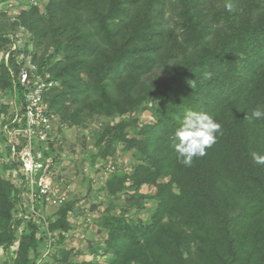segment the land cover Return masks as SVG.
<instances>
[{
  "label": "trees",
  "instance_id": "trees-1",
  "mask_svg": "<svg viewBox=\"0 0 264 264\" xmlns=\"http://www.w3.org/2000/svg\"><path fill=\"white\" fill-rule=\"evenodd\" d=\"M5 4L18 12L0 8V114L9 115L1 100L9 92L23 100L14 78L30 55L37 72L57 82L44 99L60 123L83 130L101 121L90 132L97 151L84 153L82 176L92 189L98 182L94 193L106 198L95 219L105 237L90 248L105 260L73 262L59 249L50 252L54 263L264 264V165L251 156L264 155V118L246 119L264 110V0H0ZM188 111L221 125L190 167L172 147ZM7 141L3 130L0 146ZM118 146L134 159L128 172L114 160ZM97 154L103 163L91 170ZM0 164V249L12 264H36L48 234L63 243L70 215L86 209L71 193L51 208L47 229L22 223L16 166ZM109 164L115 170L105 175ZM146 202L147 219L129 215Z\"/></svg>",
  "mask_w": 264,
  "mask_h": 264
},
{
  "label": "built area",
  "instance_id": "built-area-1",
  "mask_svg": "<svg viewBox=\"0 0 264 264\" xmlns=\"http://www.w3.org/2000/svg\"><path fill=\"white\" fill-rule=\"evenodd\" d=\"M15 49L16 45H13L12 51ZM8 55L9 53L6 54V59ZM14 82L24 89L23 100L19 99L16 90L1 99L9 105L7 117H12V121L6 123L7 117L0 114V132L4 130L8 139L6 145L0 146V152L9 148L8 155L1 156L0 160L2 164L14 163L16 166V169H11L14 172L12 182L20 192L15 216L22 223L34 221L41 228L47 229L49 221L46 209L60 207L72 193L71 185L60 174L62 164L58 163L56 156L68 127L48 111L44 99L46 92L57 86V82L37 72L30 55L20 65ZM87 170V167L83 168L84 172ZM113 170L115 167L109 164L103 172L106 175ZM52 244L53 236L49 233L43 258L51 252Z\"/></svg>",
  "mask_w": 264,
  "mask_h": 264
},
{
  "label": "rangeland",
  "instance_id": "rangeland-1",
  "mask_svg": "<svg viewBox=\"0 0 264 264\" xmlns=\"http://www.w3.org/2000/svg\"><path fill=\"white\" fill-rule=\"evenodd\" d=\"M0 8L6 10L7 15L10 16L12 13H17L14 8H11L10 5H0ZM143 120L145 118L142 117ZM90 128L80 129V128H69L66 130L65 138L61 145V156H63V166L61 168L60 174L68 181L71 185V192L75 193V196L80 198L79 206L80 208H85L86 211L82 213V211L76 212L74 216H71L70 222L73 225L72 229L66 233L65 241L61 244L51 245V252L59 249H65L66 251H70L71 259L73 262H80L82 260H93L97 259L99 262L104 263L105 258L100 255V252H92L90 251L91 247H96L97 244H101L104 240V235L101 233H97L95 226V219L99 215L104 212L106 207V198L103 196L97 195L94 193V189L98 187V182L94 181L95 188L92 189V184L90 183L89 178L82 176V167L86 162L84 159V153L89 148L92 151H97L96 148L92 147L91 143V135L90 132L94 130V128H98L100 126V120L91 121ZM85 137V138H84ZM86 145V146H85ZM94 152V153H95ZM96 155V154H95ZM116 157H113L117 166L119 165L125 171H130L132 166L134 165V159L129 153H122L121 146H118L116 151ZM84 160V161H83ZM113 160V161H114ZM87 163V162H86ZM103 163L100 156L97 154L96 162L93 165H90V169L94 170L96 167L100 166ZM89 164V162H88ZM1 165V164H0ZM2 166V165H1ZM86 166V165H85ZM84 166V167H85ZM115 167V166H114ZM117 168V167H116ZM111 174V173H110ZM109 175V174H108ZM94 179V177L92 178ZM101 180H99L100 182ZM97 185V186H96ZM152 187H143L141 192L143 193H152ZM122 204V202H119ZM96 205L92 207V205ZM120 204V205H121ZM152 207L151 202H146L143 208L135 210L134 208L129 209V215L134 218H141L143 220L147 219ZM51 209H46L45 213H51ZM119 207H112V212H118ZM23 229V225L21 226V230ZM20 229L18 230V237L20 236ZM51 234V233H50ZM52 236V234H51ZM16 249V244L11 246V250ZM45 253L44 248L41 250L36 264H55L53 259H51L50 253L46 257H42ZM13 256L10 257L5 255L3 251L0 249V264H12Z\"/></svg>",
  "mask_w": 264,
  "mask_h": 264
},
{
  "label": "clouds",
  "instance_id": "clouds-1",
  "mask_svg": "<svg viewBox=\"0 0 264 264\" xmlns=\"http://www.w3.org/2000/svg\"><path fill=\"white\" fill-rule=\"evenodd\" d=\"M192 87L195 80L189 81ZM264 118V110L260 107L252 110L251 117L246 119ZM221 132V125L210 115L204 112L188 111L179 121V126L173 133L172 147L177 154V160L184 166L190 167L194 157L206 154V148L211 147ZM254 163L264 165V155L251 153Z\"/></svg>",
  "mask_w": 264,
  "mask_h": 264
}]
</instances>
